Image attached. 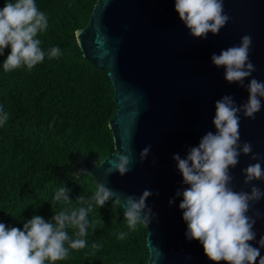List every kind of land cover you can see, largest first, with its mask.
<instances>
[{"label": "water", "instance_id": "1", "mask_svg": "<svg viewBox=\"0 0 264 264\" xmlns=\"http://www.w3.org/2000/svg\"><path fill=\"white\" fill-rule=\"evenodd\" d=\"M223 7L228 23L218 35L208 33L203 40L190 36L175 12L174 0H109L107 5L97 0L87 25L75 32L83 57L94 69L107 72L116 110L108 121L114 152L100 163L92 158L76 162L73 170L104 183L113 191V199L138 198L145 189L158 193L146 201L156 214L151 224H143L147 264H213L198 241L186 239L187 224L179 209L182 196L176 192L188 186L172 157L178 153L184 158L205 133L215 132L217 100L231 95L239 106L248 99L246 86L252 78L264 82V0H224ZM244 35L252 38L249 60L256 71L241 87L227 83L225 69L213 66L210 57L239 45ZM239 116L240 143H250L252 154L261 159L241 154L238 165L229 170L231 187L250 192L255 186L264 192V180L246 186L242 175L249 164L259 162L264 168V99L254 119ZM148 145L150 154L141 163L140 153ZM129 147L134 159L131 170L105 180L107 160ZM255 211L261 218L254 225L257 236L251 243L258 247L264 236V198L251 205L248 215ZM260 257L264 258V249Z\"/></svg>", "mask_w": 264, "mask_h": 264}, {"label": "clouds", "instance_id": "2", "mask_svg": "<svg viewBox=\"0 0 264 264\" xmlns=\"http://www.w3.org/2000/svg\"><path fill=\"white\" fill-rule=\"evenodd\" d=\"M107 3L109 0H105ZM174 3L179 20L193 38L203 40L207 39L208 33L218 35L230 19L224 13V0H174ZM47 27V17L38 11L34 0L5 3L0 9V54L10 47V54L3 63L5 71L20 68L22 64L31 69L44 60L41 41L35 37L38 31L46 30ZM251 44V36L244 35L239 45L211 55L212 65L225 69L224 80L227 83H238L245 87L243 82L256 71L255 65L249 60ZM59 54V47H52L48 51L49 58ZM246 90L248 99L239 106L231 95H224L217 100L212 120L215 132L205 133L197 146L187 149L184 158L178 153L172 157L183 183L188 186L176 192L177 197L182 196L179 209L187 224L186 239L198 241L203 246L204 255L213 264H257L258 258V264H264V258L260 257V250L264 249V236L260 237L258 247L251 243L256 240L257 233L253 229L257 219L261 218L260 213L255 211L252 216L248 215L251 205L264 198V192L255 186L251 187L250 192L235 191L231 187L233 177L229 172L238 165L241 154H252L250 143H240L239 114L254 119L260 112L264 82L252 78ZM7 119V113L0 114V124ZM150 151L151 145L141 151V163ZM115 157L107 160L109 167L103 170L105 180L113 173L124 176L134 164L130 147ZM251 159L259 161L261 157L252 154ZM242 175L247 186L253 181L264 180V168L259 162L249 164L242 170ZM113 195V191L101 182L90 200H85L83 196L78 199L87 207L59 211L52 216L51 221L35 215L23 224V230L0 223V264H45V261L65 259L69 249L85 248L86 241L82 237L87 234L90 225L88 215L93 204L103 207L113 199ZM153 195L158 193L145 189L138 198L134 195L123 199L116 196L114 200L122 204L129 229H135L138 224L148 226L156 219V214L146 204ZM54 199L69 202L68 189H57ZM174 202L175 197L169 201V205ZM91 223L94 225L95 222ZM68 227L78 229L74 233L77 238L69 237L66 231ZM126 235L125 232H119L117 238L124 239ZM91 247L97 249L99 245L93 243Z\"/></svg>", "mask_w": 264, "mask_h": 264}, {"label": "trees", "instance_id": "3", "mask_svg": "<svg viewBox=\"0 0 264 264\" xmlns=\"http://www.w3.org/2000/svg\"><path fill=\"white\" fill-rule=\"evenodd\" d=\"M97 0H34L48 20L38 31L45 52L42 62L5 71L10 47L0 54V223L23 230L38 215L46 221L66 209L87 207L99 182L73 170L76 162L92 158L100 163L114 152L108 121L116 104L106 71H98L83 57L75 32L84 28ZM0 0V9L5 3ZM60 54L49 58L48 51ZM68 189V201H56V190ZM83 249H69L68 256L45 264H147V229H129L121 204L110 199L103 207L93 204ZM91 222H95L94 225ZM75 239L78 229H66ZM125 232L124 239H118ZM99 245L93 249L91 245ZM65 242V247H67Z\"/></svg>", "mask_w": 264, "mask_h": 264}]
</instances>
